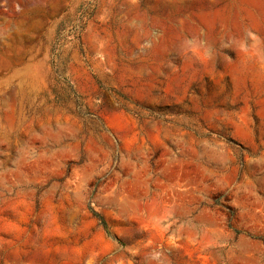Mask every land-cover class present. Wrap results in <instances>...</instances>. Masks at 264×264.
<instances>
[{"label":"rangeland","instance_id":"374dc122","mask_svg":"<svg viewBox=\"0 0 264 264\" xmlns=\"http://www.w3.org/2000/svg\"><path fill=\"white\" fill-rule=\"evenodd\" d=\"M0 264H264V0H0Z\"/></svg>","mask_w":264,"mask_h":264},{"label":"trees","instance_id":"16d2710c","mask_svg":"<svg viewBox=\"0 0 264 264\" xmlns=\"http://www.w3.org/2000/svg\"><path fill=\"white\" fill-rule=\"evenodd\" d=\"M93 215H94V217H96L101 222V224L103 225L104 229H107L106 224H105L104 220L102 219V217L99 216L98 214L94 213V212H93Z\"/></svg>","mask_w":264,"mask_h":264}]
</instances>
